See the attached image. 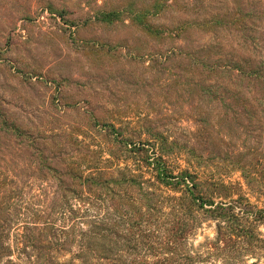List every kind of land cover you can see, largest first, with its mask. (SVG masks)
Here are the masks:
<instances>
[{
    "label": "rangeland",
    "instance_id": "1",
    "mask_svg": "<svg viewBox=\"0 0 264 264\" xmlns=\"http://www.w3.org/2000/svg\"><path fill=\"white\" fill-rule=\"evenodd\" d=\"M145 7L143 22L165 33L132 20ZM107 10L117 19L100 20ZM227 60L264 73V0H0V176L44 178L45 165L119 154L113 124L118 139L194 145L264 207V77L236 84L206 70ZM205 235L209 221L194 243ZM244 258L264 264V250Z\"/></svg>",
    "mask_w": 264,
    "mask_h": 264
},
{
    "label": "trees",
    "instance_id": "2",
    "mask_svg": "<svg viewBox=\"0 0 264 264\" xmlns=\"http://www.w3.org/2000/svg\"><path fill=\"white\" fill-rule=\"evenodd\" d=\"M148 11L134 10L131 18L149 33H165L143 22ZM117 16L118 11L107 10L98 18L111 22ZM206 70L236 84L264 77L228 60ZM215 89L210 83L205 87L211 98ZM108 129L120 151L108 147L110 158L71 159L65 171L45 165L44 178L0 176V264H247L244 256L264 250L258 229L264 207L250 201L242 184L211 169L220 170L219 161L210 162L194 145L169 141L161 133L136 143L118 139L113 124ZM83 150L85 156L87 150L95 153ZM231 164L250 189L246 167ZM205 221L213 223V235L195 244Z\"/></svg>",
    "mask_w": 264,
    "mask_h": 264
}]
</instances>
